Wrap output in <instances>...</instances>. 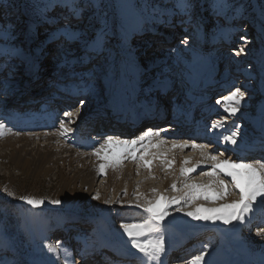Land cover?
Instances as JSON below:
<instances>
[{"label":"rangeland","instance_id":"1","mask_svg":"<svg viewBox=\"0 0 264 264\" xmlns=\"http://www.w3.org/2000/svg\"><path fill=\"white\" fill-rule=\"evenodd\" d=\"M197 4V13L190 15L192 6ZM113 8L116 15L113 13ZM58 10H63L62 17L68 18L65 19L68 24L54 20L52 22L55 23V27L54 25L52 28L46 27L45 21L52 18ZM197 14L199 17L206 16L207 19H203L202 22L197 21ZM248 20L252 21L254 29H260V32L264 33V0H0V57L9 58L6 64H18L23 61L29 65L27 67L29 77L25 79V75L20 74L16 67L13 68L15 70L13 73H11L13 69H7L9 66L6 70L4 68L6 73L9 71L6 77L0 72V264H15L12 260L19 263L24 262L25 259L27 264H64L66 259H70L72 263L71 259H75L79 253L81 255L78 258L82 260V255H96L99 252L109 254L107 253L109 251L114 253H111L114 257L120 254V257H115L117 259L125 258L121 264L136 262L193 264L195 258L209 254L214 257L219 256L221 264H234V257L230 255L233 251L232 243L227 235L234 240L235 245L236 240L253 244L252 240L260 239L264 233V216L260 225L253 226L249 233L239 232L247 223L245 221L242 226L226 234L215 228L217 222L206 215L207 210L216 203L199 198L198 203L205 206L200 211L205 218L189 215L188 224L175 227L173 230L166 220L161 221L158 218L162 215L159 210L155 212L156 214H147L144 211L147 210L148 204L156 201L155 193H149L150 201L137 200L144 189L148 191L157 189L163 193L168 197L167 202L163 200L165 204L170 203V199H174L176 195L181 197L180 195L184 194H195L200 197L202 194L197 189L220 193V185L217 183H212L209 187L204 184L202 188L195 186L194 182L202 175L186 181L177 188L166 189L159 186L158 179L152 173H147L138 166L137 161L134 163L128 161L124 165L128 166L133 174L128 176L127 186L121 184L119 180H115L116 182L113 180L112 182L115 183L107 186L108 178L99 174L93 185L90 183L91 188L88 190L75 179L76 170L73 172L72 168L60 162L51 165L39 160L37 152H41L47 142L44 139L39 141L33 138L35 134L43 136L56 132L62 125L68 141L73 142L76 148H79V142L85 139L82 136L83 131L78 129V124L81 123L73 125L71 119L64 121L63 116H69L64 113L65 111L60 114L61 116L55 114L50 120L47 113L52 108L47 106L48 103L36 104L43 102L45 97H50L49 94H52L55 100L56 94L52 92L53 88L59 95L62 93V97L68 101L73 97L76 98L77 101L73 103L79 107L73 108L75 112L72 117H79L85 112L84 108L96 107L97 104L108 100H112L111 103L114 104L116 99L121 104L133 102L156 109L160 108L158 99L160 100L161 97L167 100L175 97L173 101L181 97L179 109L185 108L189 112L185 118L196 120L201 116V112L208 108L206 118L200 117L197 122L212 126L199 140H193L194 135L184 138L187 140L188 148L182 153L183 157H198L196 148L208 147L214 149L211 156L215 159L229 161L237 166L256 164V169L264 177V160L261 161L256 156L259 151L256 154L248 151L252 146L258 148L261 153L264 151V144H259L264 142V46L258 43L257 36L253 35L255 38L251 36L252 32L247 36L251 39L241 48L239 44H230L231 47L227 48L219 41L220 37L226 39L223 42L231 40L228 36L229 32L224 29L226 25L229 28L239 21L240 27H245ZM170 21H177L179 24L172 25L171 28L172 26L166 24ZM60 23H62L61 28L58 26ZM185 23L190 27L188 30L196 29L192 38L188 32L181 33L185 32L183 31ZM151 25H156L158 30L148 31ZM64 26L68 28L65 29ZM218 26L223 29H219ZM45 28L51 30L43 38ZM200 29H207L200 34V37L206 41L205 44L208 43L209 51L206 48L202 51L198 50L194 42L177 41L179 35L183 36L184 40L186 37L196 38L197 33L201 32ZM156 32L161 35L156 36ZM65 38L69 43L67 42L66 48L63 47L64 50L59 51L56 44L65 45ZM142 38L147 44L143 45L141 52L139 40ZM166 38L170 39L167 44L163 42ZM211 38L216 40L212 41ZM150 41L152 43L148 44ZM199 45L204 48L201 43ZM43 48L47 56L43 59L38 57V61V58L35 59L37 62L30 63L36 56L37 49ZM159 48L170 52L176 64L174 69L167 64L166 70L170 71L168 75H164L165 71L161 68L153 70L154 67L151 68V72L145 73V67L140 64L143 61L141 58L144 56L152 58ZM224 51L233 52V59L225 58L218 62L217 56ZM129 52L131 56L128 55ZM40 53L38 52L37 56H40ZM48 56H52V59H47ZM96 56H99L97 60L103 63L105 69L95 67ZM47 62L50 65H46ZM35 63L38 65L37 68L41 69L40 78L31 75V73H36L37 76L40 74L32 71ZM30 64L34 65L30 67ZM53 65L56 68L53 69ZM174 74L180 76L178 82L173 84L175 91L159 96L158 91L164 90L162 88L164 82L174 77ZM147 78L150 80L148 83H146ZM13 81H19L21 85L12 88L10 84ZM202 81H204L203 85ZM43 84L49 87V94L40 96L30 94ZM93 87H96L97 94H92ZM205 87L211 91L214 89L215 93L212 92L208 97ZM26 90L29 91L25 93ZM38 91L40 89L35 92ZM76 91L79 95L75 93ZM90 96L94 98L90 99ZM220 96H224L226 100L224 102L219 100L221 104L217 106L211 105ZM9 100L14 102L9 105ZM210 100L212 101L209 105ZM15 105L18 111L13 110ZM27 106L33 110V114L30 111L26 112ZM89 108L86 111H89ZM165 110L169 112L167 108ZM174 111L175 109H171L172 114L170 112L169 115L167 114V122L148 121L136 129L133 136L144 134L148 126L160 131L174 127L168 124V120L170 121L174 116L178 119L181 117ZM104 116L109 118L101 112L97 119ZM51 121L52 125L46 128L47 123ZM85 121L84 119L83 122ZM164 123L168 126H164ZM161 124L164 127H161ZM156 126L159 127L154 128ZM96 130L95 128L93 135L85 134V136L97 138ZM174 130L179 131V126H175ZM112 135H116L114 138L117 140H124L122 137H125V134ZM154 135L146 143H160L157 134ZM110 136L111 134H106V138ZM222 140L230 142H221ZM50 146L52 149L56 148ZM236 146L238 147L235 148L236 151L232 150ZM157 151L169 153L164 146L157 148ZM143 153L139 151L138 154L143 155ZM169 154L174 157L173 152ZM146 159H149L148 155ZM87 160L88 163L93 164L92 159ZM71 165L76 169L75 162ZM169 173L174 176V170L169 169ZM215 177L218 182L222 181L228 190L227 198L219 199L218 202L227 201L229 197L239 199L240 194L236 184L229 181V177L220 175L219 172H216ZM192 181L194 182L190 185ZM198 182L201 181L197 180ZM187 199L188 197L180 198L181 202L171 207L168 213L173 214L175 211L193 213L194 209ZM138 206L143 211L139 210ZM38 217L40 219L36 220ZM190 221L197 223L204 221V225L214 228L207 227L203 235L199 232L201 230L196 231L191 228ZM71 224H77L76 226L82 229L80 230L82 233L75 234L79 237L78 242L64 241L62 238L61 244H56L53 238L50 239L51 233L57 230L70 233ZM136 225H143L144 229L131 228ZM35 234L38 240H35ZM200 236L210 238L211 241L206 242L202 249H199L201 252L199 256L193 259L188 250L186 254H179V250H184L187 242ZM149 239L161 245L163 240L169 242L156 252L153 250L156 249L155 247L144 248ZM35 244L40 251L35 250ZM250 252L258 255L264 253V249L253 248ZM7 255L10 258L4 260ZM119 259L117 262H120ZM85 260L82 264L86 263Z\"/></svg>","mask_w":264,"mask_h":264},{"label":"bare ground","instance_id":"2","mask_svg":"<svg viewBox=\"0 0 264 264\" xmlns=\"http://www.w3.org/2000/svg\"><path fill=\"white\" fill-rule=\"evenodd\" d=\"M112 7H113V5H112ZM197 7H198V4L193 5L189 14L190 15H191V13H192V15L196 14L198 11ZM62 12H63V10H62ZM113 13L116 15L114 8H113ZM167 16H168V14H167ZM14 19L16 20V18H14ZM203 19L206 20L207 19L206 16L199 17L197 14V19H196L197 21L202 22ZM7 20H9V19H7ZM171 23H172V25L179 24L177 21H171ZM186 23H187V21H186ZM186 23L184 24L185 26L183 28L184 29L183 31H185L184 33L188 32V34H191L190 38H192L194 35V32H192V29L188 30L190 27L187 26ZM193 23H194V21H193ZM157 30L158 29H156V25H151L150 30H148V31H154L155 32ZM186 30H188V31H186ZM148 31L146 30V32H148ZM204 31H207V29L201 30V32H198L197 33L198 35L195 39L198 40L199 43L204 45L203 49L206 48V50L209 51L210 48H208V45H207L208 43L205 44L206 41L205 40L203 41V38L200 37V34H202ZM159 35H161V34L156 32V36H159ZM172 35H173V33H172ZM176 35H177V32L175 33V36ZM221 39L222 38L220 37V40L219 39L218 40L223 43V46H225L227 48L231 47L230 42H233V39L229 40V42H223V41H226V39H224V38L222 40ZM249 39H251V37H245L244 39H241L240 36L238 37V40H242L244 44L247 43V41ZM169 40L170 39L166 38V40L165 41L163 40V42H165L167 44L169 42ZM211 40L214 41L216 39L211 38ZM144 41H145V39H143V38L139 40V42L142 45V46L140 45L141 52L143 50V45L147 44V42H144ZM207 41H209V39ZM234 41H235V38H234ZM150 43H152V42L150 41L148 44H150ZM158 43L160 45L162 44L160 41ZM224 43H226V44H224ZM139 44H138V46H139ZM163 46L164 45H162L161 48H163ZM66 47H67V43H66L65 48ZM161 48H159L155 52V56H153L152 58H150V57L147 58L145 56L141 58V60H143V61L140 64L145 67L144 68L145 73L149 72L151 70V68L154 67L153 70L154 69L159 70L161 68L162 70L165 71L164 75H168V74H170V71L166 70V69H168V67L166 66L167 64H168V66H170V68L174 69V67L176 65L174 58L171 57L170 52L168 53L166 50H163ZM172 54H174V53H172ZM128 55L131 56V52H129ZM233 56H234V53L230 52V51L220 52L219 55L217 56V61L220 62L222 59H225V58L226 59L227 58L233 59ZM98 58H99V56L94 57L95 67L97 69H100V68L105 69L103 66V63L101 61L97 60ZM47 59H52V56H50ZM104 59L105 58H102V60H104ZM38 60H39V58L37 59V61ZM37 61H35V62H37ZM167 61H168V63H167ZM47 63H46V65H47ZM12 65H14V64H8L7 65L5 63V65H3V67L5 68L8 66H12ZM30 65H31L30 67H32L34 64H30ZM208 66H211V64H208ZM37 67H38V65H36V63H35V67L33 68L32 71L40 73L41 69H39ZM54 68H56V66L53 65V69ZM12 69L13 68H10V70H12ZM16 69H18L17 71H20V69L25 70L26 67L24 66V64L18 63L16 65ZM50 73L51 72H49V74ZM31 75H32V77L36 78V77L41 76L42 73L38 74V76L36 73H31ZM27 76H28V70H27L26 77ZM45 76L46 75H43V77H45ZM173 76L174 77L169 78L164 82V86H162V88H164V90L160 91V92H162V94H164V93L169 94L172 92V90L175 91V89L173 88L174 87L173 84L178 82V79L180 76H179V74H174ZM67 78H70V77H67ZM149 81H150L149 78H147L146 83H148ZM11 83L12 84H10V86L12 88L21 85V83L19 81H13ZM203 83H204V81L201 82L202 85H203ZM39 89H40V91L35 92ZM37 90L34 91L35 93L31 92L30 94H34L35 96H40L41 94H49L50 89H49V87H47V85L43 84V86H40L39 88H37ZM28 91L26 90L25 93H27ZM212 92L215 93L214 89L212 90ZM75 93L77 95H79V92L76 91ZM92 94H97L96 87H93ZM93 98H94V96H90V99H93ZM173 98H175V97H173ZM173 98H170V100ZM57 99H61V100H57V101L62 102V100L63 99L65 100L66 98L62 97V98H57ZM216 99H218V100L215 101L214 104L219 102V100H221V102H224L226 100V98L224 99V96H220ZM175 100H177V99H175ZM75 101H77L76 98H74V97L71 98V100L68 101L67 105H65V106L69 105V106H71V108L69 110H67V108L65 109V106L61 107L60 108L61 111L56 115H60L61 113H63V111H65L64 113L68 114L69 116H63L64 121L71 119L74 122V123H72L73 125L81 123V124H78V129H80V130L84 126H86L87 127L86 129L88 130V132H85V134H87V136H88L89 132L90 133L93 132L95 127H96V124L91 125V122H93L94 118H96L101 111H107L108 113L111 114L110 118L112 119V121H114L115 123H118L120 125V128H119L120 131L114 132L112 129H110L111 136L107 137V138H106V136H105V138L104 137L95 138L92 136H89V137L85 136L86 138L83 141L79 142L80 143L79 148H76L75 144L73 142L68 141L67 136L64 134V129H63L62 125L57 128L56 132L48 133V134H45L43 136L40 134H35L33 137L34 139H37V140L39 139V141H42L40 139H44L47 142L46 145L44 147H42L43 149L41 150V152H43V153H41L40 151L37 152V157L39 158V160H42L43 162L45 161L46 164H51V165H57L60 162L61 164H64L65 166L72 168L73 172H74V170H76L75 171V179L78 180L79 182H81V184L84 187L86 186L85 188H88V190H90V188H91L90 183L93 185L95 178L99 174L105 175L108 178L107 186L113 185L116 182L115 180H119V182L121 184L127 186L126 182H127L128 176L133 174V172L130 170V168L128 166L124 165V163L128 162V161L131 163H134L135 161H137L138 166H141L143 169H145L147 171V173H152L154 175V177L158 179L159 186H162V188H166V189L167 188H177L179 186L184 185V183L186 181L193 179L194 177H196L198 175H202V176L199 179H196L195 182L192 181V183H190V185L193 184V182H194L195 186H197L199 188H202V186H204V184L207 187H209L212 183H217L220 185V193H215L214 191H211L208 189H205V190L197 189L202 194L200 197H197L195 194H193V195L184 194V195H180L181 197H178V195H176V197H174V199H170V203H166V204L163 203V200H165L167 202L168 197L163 195V193H161L157 189H154V191H152L153 189H150L149 191L147 189H144V191H141V194L139 195V198L137 200L141 199L142 201L147 202V201H150V199L148 198L149 193L150 194L155 193L157 195L156 201L154 203L148 204L147 210L145 209L144 211H146L147 214L148 213L153 214L155 212L157 213V211L159 210L160 213L162 212V215H159L158 218H160L161 221L166 220L169 223L168 225L173 230H175V227H183L186 224H188L189 215H194L196 217L205 218L200 213V211H202V209L205 208V206L202 203H198L199 198L202 200H209V201H212L213 203H216L215 206H212V207H210V209L207 210L206 215L210 219L217 222V225L215 228H217L220 232L224 231L226 234H228L229 231H233L237 227L242 226L243 223L246 221L250 225L249 229L246 232H244V234H246V233L250 232V230L253 226L256 227V226L260 225L261 221H263V216H264V211H263L264 210L263 209L264 185H263V181H264V177L262 176L260 171L256 169V164L255 165L247 164V165L237 166V165H235V163H231L229 161H221V160L215 159L214 157L211 156V153L214 151V149H211L208 147H203V148L202 147H200V148L193 147V148H196V151H197L196 155H198V157L194 156L191 158L190 157L185 158L182 156V153L185 152L186 148H188L187 143H186L187 140L184 138H187L188 136L192 137L194 135L193 140L194 139L199 140L202 138V135L207 133L208 129L212 127L211 125H206V124L200 123L198 121L197 123H199V126H198L199 129L198 130L196 129L194 132H192V131L188 130L187 127L189 126V124L191 123V119H193V118L188 119L186 117V118H184V120H185V123L183 125L185 127L184 131H181L180 129H179V131H175L174 127L181 125V120L174 116V117H172V119H170V121L173 124L172 126H174V127L170 128L168 130L163 129L160 131V130L151 129L150 128L151 126H148V128H146V132H144V134L134 137L133 134H134L135 130L140 128L142 125H144L148 121H152L155 123L167 122L169 112L166 111L165 108H163L162 106H160V108H156V109L154 108L153 109L147 105L144 106V104L139 105V103H136V104H138V105H136L133 102L121 104L120 102H118L115 99L116 104L111 103V102H113L112 100H108V101H105L103 103L97 104L96 107L95 106L91 107V108L87 107V108H89V111H86L87 108H84V105H83L82 107L85 109L84 110L85 112L81 113L79 115V117H72V114L75 112V111L73 112V108L76 109L77 106L79 107V105H74L73 102H75ZM13 102H14V100H12V101L9 100L8 103H9V105H11ZM16 102H18V101H16ZM44 102L45 103H52L51 105H53V104H55L56 101L54 102V101L50 100V97H45L43 102H41V103H44ZM180 102H181V99L178 100V106H179ZM117 103H119V104H117ZM58 105H60V104H58ZM99 105H103V106L99 107ZM54 106L55 105H53V107ZM216 106H214V107H216ZM207 109L208 108H206L202 112L201 116H198V118L202 117L205 119L206 118L205 116L207 114V112H206ZM258 110H260V109H258ZM83 114H85V115H84V118L82 119ZM54 115L55 114H53L51 111L47 113V117L50 120H51V118L54 117ZM217 117L220 118V116H217ZM84 119L86 120L85 122H83ZM60 121L63 123L62 120H60ZM170 121L168 120V122H170ZM51 125H52V121L47 123L46 128H49ZM53 126H55V125H53ZM126 127H128V128L126 129ZM158 127L159 126H156L154 128H158ZM189 131L192 132V134H190ZM103 132L105 133L106 131L103 130ZM106 134L107 133H105V135ZM112 134H118L119 136H123L125 134V137H122L124 140H117L114 138V136H116V135H112ZM154 134H157L156 137L159 138L158 140H160V143L159 142H157L155 144H153L152 142L146 143L151 137L155 136ZM163 138H164V140H163ZM167 140H171V141H167ZM221 142L227 143L230 141L222 140ZM221 142H220V144H222ZM144 143H146V144H144ZM259 144H264V142H259ZM50 145L56 146V148L52 149V147ZM161 146L162 147L164 146L165 150H167V151L169 150V153L173 152L174 157H172L169 153H168L169 154L168 155V154H165L162 152L161 153L158 152L157 148H160ZM235 148H238V147L237 146L233 147L232 150L236 151ZM139 151L144 152L143 155L138 154ZM167 151H165V152H167ZM248 151L256 154L257 151H259V149L254 148L252 146V148L251 147L248 148ZM199 152H201V154H198ZM147 155H148L149 159H146ZM87 159H89V160L92 159L91 161H93V164L88 163ZM72 162H75L77 164L76 169H74L72 167V165H71ZM236 164H237V162H236ZM169 169L174 170V176L170 175ZM216 172H219L220 175H223V176L226 175L227 177H229L228 178L229 181L236 184L237 191L240 194V197L238 200H235L234 198L229 197L227 201H222V202L217 201V200L222 199V198H227L228 190L222 181L218 182L217 177H215ZM235 173H238V175H235ZM113 180L115 182H112ZM197 180H200L201 182L197 183ZM139 181H141V180H139ZM187 197H188V199H187L188 203L190 202L189 205H191L194 209L193 213H189L188 211H182V212L181 211H175L173 214L168 213V210L171 207H173L174 205H178L181 202L180 198L185 199ZM99 204L101 205V203H99ZM128 206H122V207L124 208V207H128ZM138 208H139V210L143 211V209H141L140 206H138ZM167 214H168V216H167ZM165 218H167V219H165ZM38 219H40V217H38L36 220H38ZM253 220H255V221H253ZM208 221L211 224H213L210 220H208ZM190 224H191V228H194V230H196V231L201 230L199 232H201V234H203V235L206 232L205 230H207L206 228L210 226V225L207 226V224L204 225V221H202L200 223H197L196 221H190ZM76 225L77 224H71L70 230H75V231H77L76 229L82 230L81 228H79V226H76ZM73 227H74V229H72ZM131 228H138L140 230H143L144 226L143 225H136V226H133ZM209 228H214V227L210 226ZM172 232L173 231H171V233ZM34 236H35V240H38L37 235L35 234ZM227 236L232 243L233 251L231 252L230 255H231V257H234L233 258V261L235 262L234 264H264V253H260L258 255L257 254L253 255L250 252L253 248L259 249V247H261L262 249H264V239H263L264 233H262V235L260 236V239L252 240V241H254L253 244H252V242H247V241H243V240L242 241L236 240V245H235L234 240H232L229 235H227ZM61 239H59V238L57 239V242L59 244H61V242H62ZM210 241H211L210 238H208V239L203 238L202 243L197 242V244L193 243L194 244L193 245V244H190L189 242H187V244L184 246L185 249L184 250L180 249L179 254H182V255L186 254L187 250L192 252V251H196L195 249H202V247L205 245V243L206 242L209 243ZM168 242H169V240H163V243L161 245L157 241L149 239L146 241L144 248L150 249V248L155 247L156 249H153V250L158 252L159 248L166 246L168 244ZM188 244H190L189 245L190 247L187 246ZM20 247H22V244L20 245ZM192 247H196V248H192ZM34 248L36 251H40V248L37 247V244L34 245ZM79 255H81V253ZM79 255H78V257H79ZM119 255L120 254H118L116 256H119ZM227 255L229 256V254H227ZM98 257L101 258L100 255H97V253H96V255L95 254H90L88 256L82 255V258L84 260L85 259L90 260V262L94 263V264H98V261H100L98 259ZM165 257L168 258V256H166V255H165ZM7 258H10V256L7 255ZM83 259L81 260L78 258L79 262H77V264H82L84 262ZM123 259H125V258H122V260H120V262H118V264H121L123 262ZM87 260H85V262ZM14 261H15V264H27L26 259L24 261L25 263L24 262L16 263V260H12V262H14ZM70 262L71 261L66 259L64 261V264H76L75 261H72V263H70ZM192 262H194L193 264H221V258L219 256L214 257L213 255L209 254L208 256H205L202 258L197 257ZM39 264H43V263H39ZM128 264H130V263H128Z\"/></svg>","mask_w":264,"mask_h":264}]
</instances>
